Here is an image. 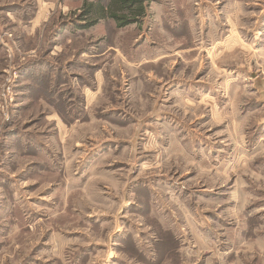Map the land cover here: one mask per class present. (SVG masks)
Wrapping results in <instances>:
<instances>
[{
    "label": "rangeland",
    "instance_id": "rangeland-1",
    "mask_svg": "<svg viewBox=\"0 0 264 264\" xmlns=\"http://www.w3.org/2000/svg\"><path fill=\"white\" fill-rule=\"evenodd\" d=\"M0 264H264V0H0Z\"/></svg>",
    "mask_w": 264,
    "mask_h": 264
},
{
    "label": "trees",
    "instance_id": "trees-1",
    "mask_svg": "<svg viewBox=\"0 0 264 264\" xmlns=\"http://www.w3.org/2000/svg\"><path fill=\"white\" fill-rule=\"evenodd\" d=\"M123 1H128L129 3L134 2L135 0H123Z\"/></svg>",
    "mask_w": 264,
    "mask_h": 264
}]
</instances>
